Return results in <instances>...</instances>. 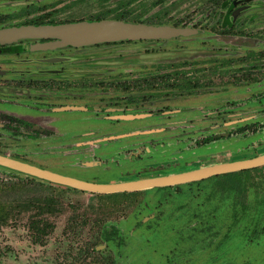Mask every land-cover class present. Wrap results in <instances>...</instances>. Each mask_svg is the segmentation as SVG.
<instances>
[{
  "label": "rangeland",
  "instance_id": "obj_1",
  "mask_svg": "<svg viewBox=\"0 0 264 264\" xmlns=\"http://www.w3.org/2000/svg\"><path fill=\"white\" fill-rule=\"evenodd\" d=\"M48 9L59 23L122 14L195 32L0 53L1 69L28 70L25 78L0 76V112L49 127L0 128V154L113 183L264 153V0H0V27L36 23ZM228 15L233 27L223 21ZM38 76L49 78L29 82ZM27 83L31 91H18ZM41 90L51 110L81 102L120 116L125 110L117 101L133 97L134 115L151 116L112 127L93 111L35 115L15 105ZM130 143L144 150L127 161L123 146ZM169 156L171 170L160 168ZM100 157V165L87 162ZM0 264H264V165L101 194L0 166Z\"/></svg>",
  "mask_w": 264,
  "mask_h": 264
},
{
  "label": "water",
  "instance_id": "obj_2",
  "mask_svg": "<svg viewBox=\"0 0 264 264\" xmlns=\"http://www.w3.org/2000/svg\"><path fill=\"white\" fill-rule=\"evenodd\" d=\"M193 32H195V29L189 27L103 18L93 21L78 20L57 24H28L4 27L0 29V44L19 39H49V41L37 45L38 47L54 49L64 46L83 47L123 40L171 38ZM263 165L264 153H261L248 158L213 163L176 173L152 175L113 183H101L64 175L0 154V166L2 167L83 192L100 194L178 185Z\"/></svg>",
  "mask_w": 264,
  "mask_h": 264
},
{
  "label": "flooded vegetation",
  "instance_id": "obj_3",
  "mask_svg": "<svg viewBox=\"0 0 264 264\" xmlns=\"http://www.w3.org/2000/svg\"><path fill=\"white\" fill-rule=\"evenodd\" d=\"M45 11H42V13H44ZM47 13L45 14H42L41 17H43V19H41V21H37L36 23L33 22V23H21V24H18V25H28V24H31V25H40V24H57L59 22L53 20L50 16V9H48L46 11ZM15 26V25H13ZM4 27H12V26H7V25H4L3 27H0L1 28H4ZM49 41V39H39V40H32V39H19V40H16V41H12V42H6V43H2L0 44V53H10V52H22V51H31V50H35L37 48H43V47H38L37 44H41V43H45ZM9 44H11L9 46ZM51 58H45L43 59L44 61H50L48 60ZM56 59V58H55ZM24 65H25V61H24ZM26 71L28 70H25V69H16V72L13 73L12 72V69H1L0 68V76H3L4 78L2 80H9V79H12L14 80L15 77L13 76H16V77H19V78H25L28 76L27 73H25ZM49 72H50V69H49ZM7 76H10V77H7ZM12 76V77H11ZM47 76H50V74H48ZM45 78H49V77H37V78H32L29 80V82H32L34 80H45ZM24 84H20L19 87L17 88H21V89H18L19 90H23L22 87H24L26 90L29 89V91L32 90V85H30L29 83H27V85L25 86H22ZM45 86L47 87V83L45 84ZM64 86V85H63ZM82 92L80 91H76V92H72V94L74 96H79V94H81ZM30 95H32V93H30ZM33 96H36L35 98ZM64 96V95H63ZM117 102H120L121 105H120V108L122 110H125L124 111V114L125 115H120L119 116V113L118 114H114V116H112L111 114H103V110L107 111L106 107H103V106H96L94 105L93 107L89 106V105H86V103L84 104H81L80 103H76V104H72V105H69L68 103L67 104H63L61 107L59 108H54L53 107V110L50 109L49 105H50V100L48 99V96H47V92L45 90H41L40 92L36 93L35 95H32L31 97L28 96V97H21V98H18L16 99V102H15V105L17 107H26L27 110L29 111L30 114H42V111H46V113H50V112H56V111H69V110H88V111H93V112H96L97 115L96 117L100 116L101 114L103 115L102 117H98V122L99 123H112V127H114L115 125L117 124H121V122L123 120H127V119H145L149 116H151V114H145L143 113L142 115H137L136 116L134 115V100H133V97H127L126 99H120L118 100ZM4 106V105H3ZM3 106H0V111H4L2 109ZM15 106V107H16ZM42 107H45V108H42ZM49 108V110H47ZM117 110H120L119 108H116ZM141 114V113H139ZM130 116V117H128ZM103 120V121H102ZM41 122V121H40ZM60 122V121H59ZM139 125H143V122L140 123ZM34 126V127H33ZM51 126H53V122H50V128ZM35 127H37L38 129H43V128H49L47 125H43L42 123H38L36 121L35 118L33 117H27V116H20L18 117L16 114H14L13 112H8V113H4V112H0V128H8V129H13V130H17V131H24L26 128H29V129H35ZM142 128V127H141ZM51 132V131H50ZM252 133V132H251ZM51 134V133H50ZM123 135L127 136V137H130L134 134L128 132L127 134L124 133ZM122 135V136H123ZM118 136H121V135H118ZM121 136V137H122ZM214 136H220V133L217 135V134H214ZM215 138V137H214ZM195 143H198V141H195ZM137 146L136 143L134 144H127L126 146H123V151H124V156L123 157H126V160L127 161H130L132 160L134 157L136 158H139L140 157V154L141 152L144 150V149H137L135 147V149H133L132 147ZM207 147V145H206ZM127 150V152H126ZM107 155H110L107 153ZM91 157H99L98 155H93ZM171 157V158H170ZM172 156H169L167 157L166 160L164 161H159V167L161 168L162 166L164 167H170V165L173 163L172 162ZM92 160V161H91ZM106 161H107V157H106ZM87 162H89L90 164H92V166L94 165H100L104 162V160H102V157L97 158V159H89ZM92 162V163H91ZM167 168L165 170H171V167L170 168ZM180 171V170H179ZM159 174H162L160 173V171H151V172H146V173H141V174H135L133 175L132 177L131 176H128L127 178L128 179H135V178H140V177H146V176H152V175H159ZM167 187H170V186H167ZM160 188H163V187H160ZM165 188V187H164Z\"/></svg>",
  "mask_w": 264,
  "mask_h": 264
},
{
  "label": "trees",
  "instance_id": "obj_4",
  "mask_svg": "<svg viewBox=\"0 0 264 264\" xmlns=\"http://www.w3.org/2000/svg\"><path fill=\"white\" fill-rule=\"evenodd\" d=\"M231 15H228V16H226V17H224V23L225 24H229L230 26H232L233 27V24H234V22L231 20V17H230ZM101 18H105V16H97V17H95L94 19H91V21H93V20H97V19H101ZM116 19H125V16H123L122 14L121 15H118V17H116ZM137 22H142V23H144L145 21H139V20H136ZM156 22H157V24H164V23H166L165 21H162V20H160V19H158V20H155ZM150 23V22H149ZM55 24V23H54ZM150 24H153V23H150ZM174 26H177V27H179V26H181L179 23H174L173 24ZM182 27H185V25H183ZM121 42H129V40H123V41H121ZM187 87H192V88H194V83H190V82H187ZM183 86H185V85H183ZM247 170V169H246ZM246 170H241V171H235V172H230V173H224V174H219V175H226V174H232V173H244ZM219 175H215V176H219ZM69 188V187H68Z\"/></svg>",
  "mask_w": 264,
  "mask_h": 264
},
{
  "label": "crops",
  "instance_id": "obj_5",
  "mask_svg": "<svg viewBox=\"0 0 264 264\" xmlns=\"http://www.w3.org/2000/svg\"><path fill=\"white\" fill-rule=\"evenodd\" d=\"M97 121H98V120H97ZM110 138H112V137H109L108 139H110ZM121 138H122V137H121ZM121 138H120V139H121Z\"/></svg>",
  "mask_w": 264,
  "mask_h": 264
}]
</instances>
